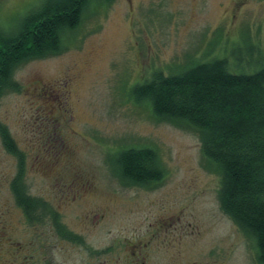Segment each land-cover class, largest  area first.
I'll return each instance as SVG.
<instances>
[{
	"label": "rangeland",
	"instance_id": "rangeland-1",
	"mask_svg": "<svg viewBox=\"0 0 264 264\" xmlns=\"http://www.w3.org/2000/svg\"><path fill=\"white\" fill-rule=\"evenodd\" d=\"M41 1L0 0V27L19 23ZM66 45L59 56L20 67L21 90L0 100V121L26 155L30 192L60 205L61 192L81 176L93 196L64 212H74L90 240L133 238L163 226L162 235H183L179 254L187 259L257 264L256 243L222 213L221 178L209 169L198 135L158 121L131 92L157 70L170 74L215 57L237 74L264 68V0H114L87 10ZM126 146L157 150L166 171L160 185L121 184L112 157ZM17 172V158L0 138V238L24 242L11 188ZM102 209L109 219L85 226L84 218ZM178 214L176 224L159 222Z\"/></svg>",
	"mask_w": 264,
	"mask_h": 264
},
{
	"label": "trees",
	"instance_id": "trees-1",
	"mask_svg": "<svg viewBox=\"0 0 264 264\" xmlns=\"http://www.w3.org/2000/svg\"><path fill=\"white\" fill-rule=\"evenodd\" d=\"M114 0H42L19 23L0 27V100L21 90L15 81L24 64L63 54L66 39L83 23L87 10ZM160 122L193 130L211 171L220 178L222 213L256 243V263L264 264V68L235 73L226 58L193 62L165 74L155 71L132 89ZM0 138L17 158L12 182L15 201L29 218L41 207L26 182V155L0 121ZM113 168L124 187L160 185L166 171L156 149L126 146L113 154Z\"/></svg>",
	"mask_w": 264,
	"mask_h": 264
},
{
	"label": "flooded vegetation",
	"instance_id": "flooded-vegetation-1",
	"mask_svg": "<svg viewBox=\"0 0 264 264\" xmlns=\"http://www.w3.org/2000/svg\"><path fill=\"white\" fill-rule=\"evenodd\" d=\"M66 191L61 192L63 198L58 197L60 205L31 192L32 197L42 200L39 203L42 206L36 207L35 215L31 218L15 201L16 208L21 212L18 221L24 219L21 224L25 226L26 240L14 242L8 236H2L0 264H214L187 259L185 254H179V251L182 252L183 235L180 234L179 238L162 235L161 232H166L162 229L163 226L157 228L151 225V230L143 231L133 238L123 237L101 242L90 240L85 233L87 228H79L76 224L74 212L65 213L64 210L83 205L95 190L79 176ZM12 194L14 196L13 192ZM125 200L127 199L123 201ZM182 216L183 214L172 215L159 222L176 224L182 220ZM107 218L109 219L107 210L102 209L84 218L85 226L97 228ZM0 220L4 221L2 216ZM2 227L5 233L9 231V224Z\"/></svg>",
	"mask_w": 264,
	"mask_h": 264
}]
</instances>
